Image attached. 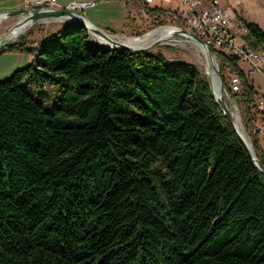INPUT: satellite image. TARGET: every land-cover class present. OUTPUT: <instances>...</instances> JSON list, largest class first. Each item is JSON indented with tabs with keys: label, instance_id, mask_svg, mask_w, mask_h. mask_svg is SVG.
Instances as JSON below:
<instances>
[{
	"label": "trees",
	"instance_id": "1",
	"mask_svg": "<svg viewBox=\"0 0 264 264\" xmlns=\"http://www.w3.org/2000/svg\"><path fill=\"white\" fill-rule=\"evenodd\" d=\"M6 47L33 58L0 80V264H264V174L195 65L80 24ZM213 51L264 164L259 89ZM47 87L51 107L33 92Z\"/></svg>",
	"mask_w": 264,
	"mask_h": 264
},
{
	"label": "rangeland",
	"instance_id": "2",
	"mask_svg": "<svg viewBox=\"0 0 264 264\" xmlns=\"http://www.w3.org/2000/svg\"><path fill=\"white\" fill-rule=\"evenodd\" d=\"M218 2L219 5L224 6L228 9V13L231 17L237 18L242 22L257 24L260 28L264 30V0H218ZM129 7L132 8L131 10L132 12L129 13L128 15L126 26H123L124 33H121L120 27L117 28L119 22L116 21V17L118 15L115 14L116 7L114 3H108L102 6L103 14L105 12L108 14H112L114 17L113 19H111L112 21H110V19H106V20L103 19L102 24L109 22L110 23L118 22L116 29H113L111 27L109 28L111 31L110 33L114 32L112 34H116L115 37L128 36V37L136 38L133 36H140L141 34L146 33V31H149L158 25H163V24H159L154 19H149L147 17H144L143 14L141 15V13L143 12L140 10L139 4L132 5L129 2ZM21 8H23V6H19L15 8V10ZM14 18L16 20V16H9L8 19L6 18L0 23V35L3 34L6 30H8V28L13 24V22L15 21ZM68 25H71V23L65 19H62L61 21H58V23H54V24L49 22L35 23L29 28L23 30V32L20 35H18V37H16L15 39L12 38L13 40L11 41V43L21 42L22 38L26 40L25 41L26 43L27 42L33 43L35 41L41 40L45 36L57 32L58 30ZM107 32L109 31L107 30ZM33 34L34 36H36V38L30 36ZM7 45H5L4 47H0V80L6 79L14 70L24 67L25 65L30 63L33 58L31 53L25 51H18L16 49H7L6 47ZM147 52L150 53L159 52L162 55H164L169 61L172 62L176 61V62L191 63L197 67L201 75L207 80L208 74L206 73V68L202 63L204 59V55L194 46V44L186 41L184 38L176 37L168 41L164 40L163 42L157 43L155 46L149 48ZM28 56H31V60L26 61V58ZM214 61H215L214 66H216L215 68L217 71L219 70V59L215 58ZM239 64L242 69H245L244 63L241 62ZM233 77H234L233 74L229 73L228 71L224 72V82L226 87H230L232 91H235L232 88ZM247 77L249 78V76ZM249 80L254 85V88L259 89V91L261 92L260 89H262L261 88L262 79L260 78L258 79L255 76L253 77L250 76ZM224 90H225V94H227V96L229 97L228 102L229 103L232 102L235 105L236 108L234 112H236L237 114L236 116L238 117L239 122L242 125L240 118L241 106L230 98L228 93H226L225 87ZM33 92L37 97L41 98L46 103L47 106L49 107L52 106L56 96V91L54 90V88L47 87L43 91L33 90ZM256 128L258 129L259 134L262 136V144H263L262 154L264 156V117H261V115H259V119L257 120ZM245 134L249 142L251 143V138L248 136L246 132ZM260 135H259V139H260Z\"/></svg>",
	"mask_w": 264,
	"mask_h": 264
},
{
	"label": "built area",
	"instance_id": "3",
	"mask_svg": "<svg viewBox=\"0 0 264 264\" xmlns=\"http://www.w3.org/2000/svg\"><path fill=\"white\" fill-rule=\"evenodd\" d=\"M132 5H138L144 17L154 19L159 24L150 31L160 28H172L187 30L195 33L209 46L212 55H216L213 50H218L224 54L235 57L238 63H244L247 67L246 75H260L264 79V48L251 45L248 28L245 22L231 17L228 9L219 5L218 0H128ZM95 3L94 1H71L65 6H58L56 0H23L24 8L49 9L53 7L64 8L81 13L87 6ZM144 6L150 7L154 12L148 16ZM132 10V9H131ZM130 10V13L132 12ZM163 11L157 17V13ZM140 15V16H141ZM61 21L62 17H54ZM50 19L40 21L46 22ZM160 19L165 20L160 22ZM181 36H170L168 40ZM184 38L192 42L189 38ZM163 41H160L161 43ZM232 88L239 90V81L235 76L232 80ZM255 104L260 111H264V82L261 92L255 95Z\"/></svg>",
	"mask_w": 264,
	"mask_h": 264
},
{
	"label": "water",
	"instance_id": "4",
	"mask_svg": "<svg viewBox=\"0 0 264 264\" xmlns=\"http://www.w3.org/2000/svg\"><path fill=\"white\" fill-rule=\"evenodd\" d=\"M0 14L3 15L5 17V19L8 18L9 16H16L17 17L16 20L13 22V24L8 28V30H6L3 34L0 35V47H4L5 45L11 43V40H6L5 37L13 28L23 27V29L25 30L26 28H29L30 26L34 25L35 23H39L40 21L50 19V18H54V17H62L63 19L69 21L71 24L83 25L85 30L89 34L90 40L92 42H94L96 45L102 46L99 43V40H101L102 38H104L110 42L112 41V43L114 44V47L102 46V47L109 48V49H116V50L124 49L130 53L139 52V51L147 52V50L149 48L155 46L157 43H159L161 41L159 39L153 40L149 45H147L144 48H137V49L130 48L129 46L119 44V42L117 40H112L110 38V36H116V34L106 32V31L102 30L101 28H99L98 26L93 25L86 18H84V16L81 13L73 11V10H69V9H64V8L53 7V8L42 9V10L36 9V8H32V9L31 8H21L18 10H5V11L0 12ZM167 29L169 30L168 37H170V36H181V37L189 38L190 40H193L202 46L205 57H207V58L213 57L212 51L209 48V46L206 45L199 38V36L196 35L195 33L187 31V30L172 29L169 27ZM149 32H150V30L146 31V33L141 34L140 36H135V37H142V36L148 34ZM216 75H217L220 87L222 89H224L221 74H220L219 70L216 71ZM207 82H208L209 88L211 90V94H212L217 106L222 111L225 118L228 120L229 124L232 126V128L236 131L238 137L240 138V140L244 144L245 148L247 149L248 154L250 155L254 165L259 169V171L261 173L264 174V164L256 158V155L253 152L251 143L249 142V144H248L246 142V140L242 137V135L236 129V127L234 125V118H233L231 111L228 110L225 102L222 99H217L214 96L209 75L207 77Z\"/></svg>",
	"mask_w": 264,
	"mask_h": 264
},
{
	"label": "bare ground",
	"instance_id": "5",
	"mask_svg": "<svg viewBox=\"0 0 264 264\" xmlns=\"http://www.w3.org/2000/svg\"><path fill=\"white\" fill-rule=\"evenodd\" d=\"M5 19V17L3 15L0 14V23ZM23 27H16L13 28L7 35H6V40H13L12 38L15 39V36L19 35L20 33L23 32ZM169 30L167 28H160V29H156L153 30L151 32H149L148 34L142 36V37H136V38H132V37H128V36H110V38L112 40H117L119 42V44H123V45H127L130 48L133 49H137V48H144L147 45H149V43H151L153 40L159 39V40H166L168 39V35H169ZM18 37V36H17ZM135 37V36H133ZM100 45L102 46H108V47H114V44L112 43V41H108L104 38H102L101 40H99ZM192 44H194V46L204 55V59L202 61V63L204 64L205 68H206V73L209 75L210 77V81H211V86H212V91L214 93V96L217 99H222L225 104L226 107L228 108V110L231 111L233 118H234V125L236 127V129L238 130V132L242 135V137L246 140V142L249 144V140L243 130V127L241 125V123L239 122L238 117L236 116V112L235 111V105L232 102H228L229 97L227 96V94H225V90L222 89L219 85V81L216 75V66H214V57L211 58H207L205 57V54L203 52V48L202 46L193 41L191 42Z\"/></svg>",
	"mask_w": 264,
	"mask_h": 264
},
{
	"label": "crops",
	"instance_id": "6",
	"mask_svg": "<svg viewBox=\"0 0 264 264\" xmlns=\"http://www.w3.org/2000/svg\"><path fill=\"white\" fill-rule=\"evenodd\" d=\"M22 1L23 0H0V12L5 11V10H15V8H17L19 6H23ZM71 1H90V0H56V3H57L58 6L63 7L66 4H68L69 2H71ZM91 1H94L95 3H93L92 5L87 6L86 8H84L82 10L83 12L81 11V14L84 16V18H86L90 23H92L95 26H98L99 28H101L102 30H104L106 32H107V30L109 32H111L110 29H109L110 27L113 28V29H116L117 23L119 22L118 23L119 25L117 26V28L120 27L121 33H124L123 32V28H124L123 26H126L128 15L130 13V10L132 9L131 7H129L128 0H91ZM108 3H114V5L116 7V11H115L116 13L115 14L118 15L116 17V21H118V22H111V23L110 22L109 23H104L103 22L105 24L104 25V24H102V20L103 19H105V20L106 19H110V21H112L111 19L114 18L112 14H108V13H105V12L103 14L102 6L106 5ZM23 8H24V6H23ZM14 20H15V18H14ZM48 22L54 24V23H58V20L50 19ZM112 33H114V32H112ZM17 36H15V38ZM30 36L36 38V36H34V34L30 35ZM25 41H26L25 39H23V38L21 39V42H25ZM36 42L37 41H35L33 43L32 42L31 43L27 42V44H36ZM29 60H31V56H28L26 58V61H29ZM243 71L244 72L247 71V67L246 66H245V69H243ZM253 76H255L258 79L259 78L262 79V83H261V88H262L263 82H264L263 77L260 76V75H257V74L251 75V77H253ZM249 78H250V76H249ZM260 90H262V89H260ZM259 142H260V145H261V148H262L263 144H262V136L261 135H260Z\"/></svg>",
	"mask_w": 264,
	"mask_h": 264
}]
</instances>
